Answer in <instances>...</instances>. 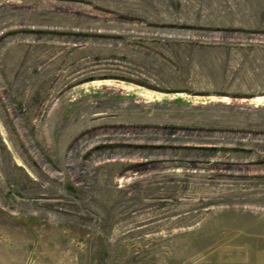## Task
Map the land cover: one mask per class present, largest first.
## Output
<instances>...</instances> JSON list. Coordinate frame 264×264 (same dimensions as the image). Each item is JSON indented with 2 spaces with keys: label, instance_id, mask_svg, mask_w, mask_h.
<instances>
[{
  "label": "rangeland",
  "instance_id": "1",
  "mask_svg": "<svg viewBox=\"0 0 264 264\" xmlns=\"http://www.w3.org/2000/svg\"><path fill=\"white\" fill-rule=\"evenodd\" d=\"M264 0H0V264H264Z\"/></svg>",
  "mask_w": 264,
  "mask_h": 264
},
{
  "label": "bare ground",
  "instance_id": "2",
  "mask_svg": "<svg viewBox=\"0 0 264 264\" xmlns=\"http://www.w3.org/2000/svg\"><path fill=\"white\" fill-rule=\"evenodd\" d=\"M256 100H257L258 102L264 101V97H258Z\"/></svg>",
  "mask_w": 264,
  "mask_h": 264
}]
</instances>
